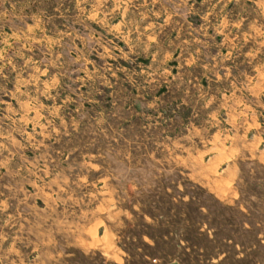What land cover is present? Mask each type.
<instances>
[{"label": "rangeland", "instance_id": "rangeland-1", "mask_svg": "<svg viewBox=\"0 0 264 264\" xmlns=\"http://www.w3.org/2000/svg\"><path fill=\"white\" fill-rule=\"evenodd\" d=\"M143 254L264 264V0H0V264Z\"/></svg>", "mask_w": 264, "mask_h": 264}, {"label": "trees", "instance_id": "trees-1", "mask_svg": "<svg viewBox=\"0 0 264 264\" xmlns=\"http://www.w3.org/2000/svg\"><path fill=\"white\" fill-rule=\"evenodd\" d=\"M188 204H190V201L188 203H186V206H189ZM196 208L197 209H195V210H197V212H200V211H202V208H206V207L203 205H196ZM206 210L207 211L205 213V216L208 219L206 222H192V223H189V224H186L183 226L186 235L184 236V238H182V240L184 241L185 245L187 246V248L190 251H194V252L203 251V249H205V248H203V246H199V242H204L205 245H208V246L209 245L212 246L214 243L217 242L218 238H217L216 232L213 229L211 222H209L211 219L210 218V216H211L210 210L207 208H206ZM225 210H228V211L232 210V207H225ZM239 212L242 214L241 211H239ZM202 223L206 224V228L204 230H201ZM226 230H227L226 226H224L223 231L226 232ZM248 232H249V228L246 227V222L243 221L241 223V226L239 229V234L244 236V235L248 234ZM210 233H211V235H210ZM224 233L222 234V237L218 240H221V242H223L225 244H227L229 242H233V239L230 238L229 236H227L226 233L225 234ZM146 235L153 242V244L151 246H148V248H147L148 251H150V253L156 252V250L162 244L166 247H170L173 250H176V248H180L183 250V255L188 256V252L184 248L185 245H182L180 243V241L173 243V242H170L168 240V238L165 236L155 237L151 234H146ZM236 244L241 245V247L243 246V244H241V243H236ZM208 246H206V247H208ZM138 256L140 257L141 263L151 264L150 262L147 261V258L150 257V254H148V255L143 254V255H138ZM168 256L171 257V254L168 253ZM174 259H175V261H170L169 264H185V262L181 263V261H179L177 258H174ZM223 260H225V257L223 258ZM130 262H131V260H130ZM130 262L128 260L124 264H130Z\"/></svg>", "mask_w": 264, "mask_h": 264}]
</instances>
